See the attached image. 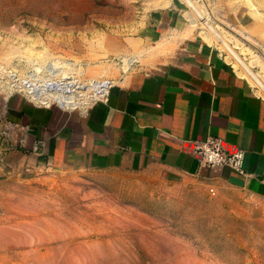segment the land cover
Segmentation results:
<instances>
[{"label": "rangeland", "instance_id": "1", "mask_svg": "<svg viewBox=\"0 0 264 264\" xmlns=\"http://www.w3.org/2000/svg\"><path fill=\"white\" fill-rule=\"evenodd\" d=\"M158 1L0 0V264H264L263 199L162 169L59 171L55 146L78 145L61 127L76 135L99 99L47 106L18 89L67 76L111 85ZM182 1L264 95V0Z\"/></svg>", "mask_w": 264, "mask_h": 264}, {"label": "crops", "instance_id": "2", "mask_svg": "<svg viewBox=\"0 0 264 264\" xmlns=\"http://www.w3.org/2000/svg\"><path fill=\"white\" fill-rule=\"evenodd\" d=\"M158 2L163 7L145 18L129 67L123 66L104 100L76 119L80 132L61 127L78 145L57 144L51 165L62 172L162 169L172 179H199L264 200V95L207 43L212 34L201 25L195 29L200 21L182 0ZM139 55L143 61L136 64ZM211 137L246 151L245 174L200 164L193 143Z\"/></svg>", "mask_w": 264, "mask_h": 264}, {"label": "bare ground", "instance_id": "3", "mask_svg": "<svg viewBox=\"0 0 264 264\" xmlns=\"http://www.w3.org/2000/svg\"><path fill=\"white\" fill-rule=\"evenodd\" d=\"M125 62L126 68L129 67V59ZM101 81L106 83H102L98 80H92L91 83L84 84L78 81L75 77L67 76L64 78V81L60 82L59 84H56L54 82H46L45 84H34L31 82H27L18 85V89H24L25 92H27L28 96L37 103L48 106L50 102L54 100L59 102L62 106L73 108L76 107L79 103H82L86 100H89L90 104L93 98H95L94 100H104L108 95V91L112 86V82L111 85H109L108 82L110 81ZM61 88L65 89L67 93L64 95L61 94Z\"/></svg>", "mask_w": 264, "mask_h": 264}, {"label": "built area", "instance_id": "4", "mask_svg": "<svg viewBox=\"0 0 264 264\" xmlns=\"http://www.w3.org/2000/svg\"><path fill=\"white\" fill-rule=\"evenodd\" d=\"M193 148L201 165L208 167H229L239 174H245V150L240 148L230 150L222 139L214 137L208 138V140L195 141Z\"/></svg>", "mask_w": 264, "mask_h": 264}]
</instances>
